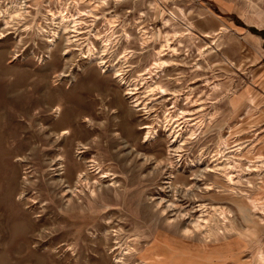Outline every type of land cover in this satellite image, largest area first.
<instances>
[{"label": "rangeland", "instance_id": "rangeland-1", "mask_svg": "<svg viewBox=\"0 0 264 264\" xmlns=\"http://www.w3.org/2000/svg\"><path fill=\"white\" fill-rule=\"evenodd\" d=\"M0 12V264L264 262V0H0ZM61 13L77 31L50 47ZM93 161L108 177L92 173L97 196L70 202Z\"/></svg>", "mask_w": 264, "mask_h": 264}, {"label": "bare ground", "instance_id": "bare-ground-1", "mask_svg": "<svg viewBox=\"0 0 264 264\" xmlns=\"http://www.w3.org/2000/svg\"><path fill=\"white\" fill-rule=\"evenodd\" d=\"M77 5V4H75ZM11 10H7L5 11V15L7 16V18L10 20V22H14V21H17V20H20L23 16H24V12H25V5L24 4H21V3H16L13 5L12 8H10ZM1 17H4V13L0 12V18ZM8 22V21H5V25L8 26L10 25L11 23ZM56 28H57V31L52 33V35L49 37L50 41H49V46L50 47H54L55 46V42H56V39L59 35V31H63L64 34L66 33H69L70 31H77V26L79 24V22L75 19V18H72L70 16H66V15H63L62 13L59 15V17H54L53 18V22H52ZM55 31V30H53ZM47 33V32H46ZM71 33V32H70ZM75 33V32H73ZM72 39V38H71ZM68 42H71L70 39H67ZM105 43V42H104ZM106 44V43H105ZM103 46H107V45H103ZM106 48V47H105ZM104 49V48H103ZM174 50V49H173ZM175 51V50H174ZM164 53V51H161L160 52V55H162ZM88 59H90L91 62H97L102 68H106V64L104 63L103 61V58L101 56L98 55V53L95 52L94 49H90L89 52H88ZM125 59V58H124ZM167 65L168 63L167 62H161L160 65ZM115 67H112L110 70H114ZM106 70H109V68L107 67ZM120 83L122 85H124L125 87L129 88V91H130V98L133 99V90L131 89V86L128 85L125 80H123L120 76H117ZM149 89V92H151V90L154 91V87L152 88V86L148 87ZM163 91V90H162ZM79 108H81L80 104H79ZM80 115H82V113H84V111L82 110V108L79 110L78 112ZM70 114V115H69ZM72 113H69V112H66L62 115V123L64 126H68L70 124V121H72ZM78 116V114L76 115ZM165 123H166V128L169 129V131H173V135L175 137V140H180V137H181V134H180V131L177 130L179 125L177 124L178 122L176 120H174V117L172 115H166L165 116ZM70 126V125H69ZM176 126V127H174ZM170 127V128H169ZM152 132V131H151ZM157 136V133L154 132V133H150L148 132V136ZM63 136L64 137H68L66 139H69V138H72L73 136V131L71 130H65L64 133H63ZM192 136V134H191ZM81 139L84 140L85 137L84 136H81ZM80 140V139H79ZM177 142V141H176ZM182 142V141H180ZM179 144V143H178ZM84 149L83 148V145L81 146V149L82 150ZM178 149H181V146L179 145ZM64 155L65 156H62L61 160L62 162H60L61 164H64L65 162H63V160H66L67 159V150H65L64 152ZM83 153V152H82ZM80 154V153H79ZM85 161V160H83ZM86 162V161H85ZM95 161H93L92 163L90 162L91 165V169L93 170V172H90L91 170L89 168H85V163L84 165L82 164L80 169L77 171V175H76V178H75V181L73 183H68L69 186H68V196L70 195V197L72 198L70 202H74V200L77 198L79 200V197L80 195H84L86 196V193H85V189H87L89 191V197H95L97 196L98 194V187H102V183L100 181H95L92 183V173H95L97 175H100V179H105L107 178L108 174L107 173H104L103 170L101 169V167H96ZM201 161L199 160L196 164L197 165H200ZM193 164V163H192ZM194 165V164H193ZM218 167V166H217ZM65 168V167H64ZM67 168V167H66ZM216 171L218 173H222L224 172V176L225 178L230 182V183H233V176L230 175V172H227L228 171V168L224 167L222 170L220 168H217ZM94 175V174H93ZM116 184L117 182H113V185L116 187ZM116 189V188H115ZM80 194V195H79ZM169 208V207H168ZM223 215V214H222ZM224 216V215H223ZM223 219H226L225 216L223 217ZM200 223V222H199ZM197 227H199V225H197ZM200 228V227H199ZM185 234H191L189 230H186L185 231ZM157 248H159V246H157ZM131 249V248H130ZM161 251V254H164L163 252V249L159 248ZM127 250V249H126ZM133 250V249H131ZM130 252V251H129ZM128 253V252H127ZM126 253V254H127ZM159 253V252H158ZM173 253V252H171ZM157 254V253H156ZM124 256V254H122ZM158 256H160L159 254H157ZM126 256V255H125ZM119 257V256H118ZM127 257V256H126ZM125 257V258H126ZM154 260V259H152ZM122 261V260H121ZM119 262H120V258H119ZM171 264H173L172 262H170ZM262 264H264V262H262Z\"/></svg>", "mask_w": 264, "mask_h": 264}]
</instances>
